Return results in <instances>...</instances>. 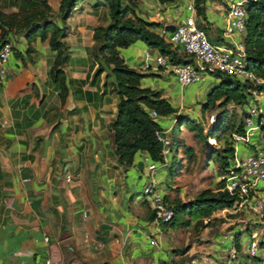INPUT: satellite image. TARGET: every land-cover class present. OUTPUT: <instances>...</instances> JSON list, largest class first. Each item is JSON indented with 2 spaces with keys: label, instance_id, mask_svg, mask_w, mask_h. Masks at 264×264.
Instances as JSON below:
<instances>
[{
  "label": "crops",
  "instance_id": "0c3cea01",
  "mask_svg": "<svg viewBox=\"0 0 264 264\" xmlns=\"http://www.w3.org/2000/svg\"><path fill=\"white\" fill-rule=\"evenodd\" d=\"M101 1H80L65 22L64 39L70 51L65 86L51 76L57 53L51 35L38 36L30 48L25 29L14 26L8 32L14 52L7 78L0 83V264H47L49 259L54 264H178L173 256V225L155 220L143 192L145 182L155 174L160 191L169 195L177 153L172 150L168 164L155 170L143 150L136 152L127 168L119 163L112 123L121 97L114 76L108 70L98 72L95 56L94 31L111 21L109 7ZM193 2L138 0L136 12L160 22L159 32L162 26L193 14L187 9ZM49 3L52 17L63 24L61 0ZM25 6L26 0H0V10L7 13ZM227 13L222 2L207 7L202 22L209 27L213 43L238 38L224 31ZM148 48L161 51L137 39L121 47L120 53L146 74L141 85L161 90L176 110L197 96H208L211 89L206 88L222 79L210 77L191 84L195 91L189 90L190 85L166 70L142 68ZM175 52L178 59L186 58ZM260 101L264 110V97ZM179 113L161 116L162 127L171 132Z\"/></svg>",
  "mask_w": 264,
  "mask_h": 264
},
{
  "label": "trees",
  "instance_id": "16d2710c",
  "mask_svg": "<svg viewBox=\"0 0 264 264\" xmlns=\"http://www.w3.org/2000/svg\"><path fill=\"white\" fill-rule=\"evenodd\" d=\"M80 1L83 0H61L60 15L63 24L52 17L49 0H26L23 9L10 13L0 10V37L9 39L8 32L14 26L23 28L26 30L31 48L32 41L38 36L45 39L51 35V46L57 51L51 67V76L56 82L65 86L64 66L70 57L69 46L64 39L67 33L65 22ZM159 1L164 3L170 0ZM137 3L138 0L101 1L99 4L109 7L111 21L106 26H98L94 31L95 56L99 61L98 72L108 70L114 76L115 89L121 97L118 115L112 127L118 160L125 168L133 163L136 152L140 150L146 151L154 160L163 159L162 142L158 138V131L163 127L159 118L176 111L171 101L162 95L161 90L142 86L141 80L146 74L130 66L121 56V47L142 39L150 47L160 49L172 59H178L171 44L157 30L161 25L160 22L138 15ZM195 6L197 15L207 18V0H195ZM198 23L204 27L203 22L198 21ZM245 43L249 66L264 78V0L252 1L248 5ZM221 78V81L209 91L203 105L204 110L211 106L224 108L232 102H247L254 88L260 91L263 89L261 84L254 85L251 80L241 81L229 75ZM154 110L157 115L153 114ZM223 124L224 122L218 121L216 128H225ZM245 130L244 122L239 125L237 131L245 134ZM260 132L264 143V123L260 126ZM236 152L235 144H231L224 147L223 152L219 154L224 175L229 171ZM220 184V190L212 192L210 189H204L187 202L179 201L174 204L168 194H165L166 200L175 209V216L168 224L175 223L177 216L183 213L191 216L196 214L211 216L218 210L233 207L236 196L225 188L226 178H223ZM241 239V235L236 238L238 249L241 248ZM231 264L248 263L239 261Z\"/></svg>",
  "mask_w": 264,
  "mask_h": 264
},
{
  "label": "rangeland",
  "instance_id": "374dc122",
  "mask_svg": "<svg viewBox=\"0 0 264 264\" xmlns=\"http://www.w3.org/2000/svg\"><path fill=\"white\" fill-rule=\"evenodd\" d=\"M220 2L228 7L223 0H207V7H215ZM202 20L204 17L199 16L198 21ZM203 25L208 31L209 27L205 23ZM211 77L219 78L216 75ZM252 82L254 85L261 84L263 89L260 91L254 88L247 102H232L224 108L211 106L204 110L203 105L208 98L204 94L197 96V100L191 104L176 110L180 113L174 115L177 119L171 129L173 150L177 153L171 170L174 187L168 195L174 204L190 201L204 189L212 192L220 190L224 174L219 154L224 147L235 144L239 156H242L255 150L257 145H264L259 135L260 129H256L252 135L246 134L245 130L243 135L248 139L247 143L244 139L236 138L240 134L237 131L239 125L245 122L248 106L253 103L261 106L260 100L264 97V80ZM192 85L188 86L189 90ZM212 87L210 85L206 90ZM218 121L224 122L225 128L217 129ZM172 225L173 256L178 264H227L230 262V246L236 245L239 235L242 236L240 259L236 262L257 264L262 261L259 257L254 260L248 256V245L252 237L264 234V219L262 221L251 207L218 210L211 216L183 213L177 216ZM165 264L171 262L165 261Z\"/></svg>",
  "mask_w": 264,
  "mask_h": 264
},
{
  "label": "built area",
  "instance_id": "2783aa9c",
  "mask_svg": "<svg viewBox=\"0 0 264 264\" xmlns=\"http://www.w3.org/2000/svg\"><path fill=\"white\" fill-rule=\"evenodd\" d=\"M257 0H231L228 4L227 22L224 31L227 35L238 36L232 42L224 44L213 43L206 29L199 25L196 17L195 2L189 5L193 14L184 20L175 23V28L170 29L167 25L162 26L159 34L163 36L171 46L185 54V59H172L162 51L154 53L151 48L145 51L146 60L142 64L144 70L153 66L174 74L185 85L199 84L207 81L211 76L222 77L229 75L234 79L245 81H263L264 78L251 68L247 62V50L245 32L248 19V5ZM14 52V43L11 39L0 37V83L7 78L8 63ZM153 114L157 115L154 110ZM264 123V110L258 103L248 106L245 116L246 134H254ZM249 137V136H248ZM158 138L162 142L163 159L154 160L149 154L146 159L150 160L149 167L155 170L159 165L168 164V157L173 150V138L169 129L158 131ZM239 140H246L245 135L237 134ZM71 175L67 178L70 180ZM226 178V186L236 200L232 209L251 207L254 213L263 221L264 219V147L263 145L252 150L250 153L236 156L232 160L230 169L223 176ZM143 192L153 206L155 220L168 224L175 216L174 207L166 200L165 193L160 191L158 178L151 174L144 184ZM240 206V207H239ZM229 209V208H227ZM263 242V243H262ZM152 243H157L152 238ZM248 255L262 259L257 264H264V234L252 237L248 245ZM240 259V250L235 244L230 246L229 263ZM47 264H54L49 259ZM159 264H165L160 262Z\"/></svg>",
  "mask_w": 264,
  "mask_h": 264
},
{
  "label": "water",
  "instance_id": "95a60500",
  "mask_svg": "<svg viewBox=\"0 0 264 264\" xmlns=\"http://www.w3.org/2000/svg\"><path fill=\"white\" fill-rule=\"evenodd\" d=\"M167 27L170 28V29H174L175 28V24L167 25Z\"/></svg>",
  "mask_w": 264,
  "mask_h": 264
}]
</instances>
